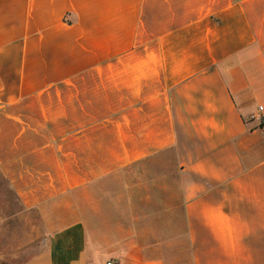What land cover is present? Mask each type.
<instances>
[{
  "label": "crops",
  "instance_id": "crops-1",
  "mask_svg": "<svg viewBox=\"0 0 264 264\" xmlns=\"http://www.w3.org/2000/svg\"><path fill=\"white\" fill-rule=\"evenodd\" d=\"M0 177L8 264H264V0H0Z\"/></svg>",
  "mask_w": 264,
  "mask_h": 264
},
{
  "label": "rangeland",
  "instance_id": "rangeland-1",
  "mask_svg": "<svg viewBox=\"0 0 264 264\" xmlns=\"http://www.w3.org/2000/svg\"><path fill=\"white\" fill-rule=\"evenodd\" d=\"M0 202L10 217L8 222L0 227V254L4 255L7 261L11 260L13 256H17L15 260L22 262L26 257H30L35 250L34 248H36V245L31 242L34 239L32 237L33 225L38 223L36 221L37 217L30 213L25 215V217H29V220L20 221L13 219L17 213L22 211L21 206L16 201L8 184L1 177ZM27 244L29 245L28 247H26ZM7 261H5L6 264L9 263Z\"/></svg>",
  "mask_w": 264,
  "mask_h": 264
},
{
  "label": "built area",
  "instance_id": "built-area-1",
  "mask_svg": "<svg viewBox=\"0 0 264 264\" xmlns=\"http://www.w3.org/2000/svg\"><path fill=\"white\" fill-rule=\"evenodd\" d=\"M259 110L260 111H262L263 110V108L262 107H260L259 108ZM106 264H121L120 262H118V261H115V260H110V261H108Z\"/></svg>",
  "mask_w": 264,
  "mask_h": 264
}]
</instances>
